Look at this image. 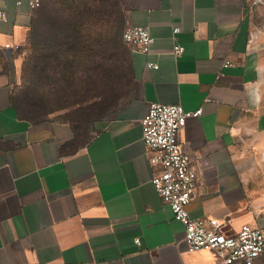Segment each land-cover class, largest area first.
<instances>
[{"label": "crops", "instance_id": "crops-1", "mask_svg": "<svg viewBox=\"0 0 264 264\" xmlns=\"http://www.w3.org/2000/svg\"><path fill=\"white\" fill-rule=\"evenodd\" d=\"M119 1L126 26L147 28L153 43L129 50L126 96L84 133L20 115L21 53L3 46L29 42L37 11L0 0V264H224L188 251L152 184L142 120L153 102L203 109L180 136L205 164L191 217L264 230V0Z\"/></svg>", "mask_w": 264, "mask_h": 264}, {"label": "rangeland", "instance_id": "rangeland-1", "mask_svg": "<svg viewBox=\"0 0 264 264\" xmlns=\"http://www.w3.org/2000/svg\"><path fill=\"white\" fill-rule=\"evenodd\" d=\"M41 2L35 32L46 43L32 37L20 50L17 104L35 121H63L87 133L128 92L124 11L119 0H77L80 11L64 0Z\"/></svg>", "mask_w": 264, "mask_h": 264}, {"label": "built area", "instance_id": "built-area-1", "mask_svg": "<svg viewBox=\"0 0 264 264\" xmlns=\"http://www.w3.org/2000/svg\"><path fill=\"white\" fill-rule=\"evenodd\" d=\"M32 10L41 6V0H27ZM261 0H254V4ZM0 20H7L5 11L0 10ZM179 29H174L177 34ZM251 33L248 46L255 42ZM123 41L132 52L147 54L153 43L149 30L142 26H126ZM6 49L21 50L20 45L6 43ZM184 47L176 44L175 56L183 54ZM231 62H226V66ZM149 67L158 69L159 65L149 63ZM203 109L186 110L182 105L153 102L149 105L142 120L143 141L149 155L150 164L156 168L152 184L174 215V219L185 227V242L189 252L211 251L224 264L241 261L245 264L254 262L264 255V230L258 226L244 224L235 233L225 230L222 223L192 218L188 207L201 184V169L205 165L199 157L190 160L183 151L180 136L183 126L190 118H198ZM201 164V165H200ZM200 165V166H199ZM136 243L140 240L137 238Z\"/></svg>", "mask_w": 264, "mask_h": 264}, {"label": "trees", "instance_id": "trees-1", "mask_svg": "<svg viewBox=\"0 0 264 264\" xmlns=\"http://www.w3.org/2000/svg\"><path fill=\"white\" fill-rule=\"evenodd\" d=\"M65 1V3L67 2V4H68V6H67V8H71L70 9V11L71 10H77V11H80L78 8H77V4H76V2H77V0H64ZM71 5H70V4ZM64 4V3H63ZM41 5H42V2H41ZM41 7V6H40ZM39 9V8H38ZM37 9V10H38ZM36 10V11H37ZM66 10V9H65ZM45 11L46 10H43L42 11V14H44L45 13ZM36 17H37V12H36ZM35 26H36V21H35V24H34V27H33V30H32V34H31V36H30V39L33 37L34 38V40H36V42L38 41V43L40 42V39L39 40H37L38 39V36L36 35V30H35ZM66 35V34H65ZM39 38H41L40 36H39ZM68 38H69V36H68ZM54 39H57V37L56 38H54ZM46 42H45V38H41V42H40V45L41 44H45ZM128 49H129V47H128ZM60 50H62V45L60 46V49H59V51ZM130 50V49H129ZM129 53H130V51H129ZM14 103L16 104V106L18 107V110H19V112H20V115L23 117V118H25V119H27V120H31V121H35V119H33L31 116H29V115H26V114H24L22 111H21V109H20V107H19V105L17 104V100H16V97H14ZM38 121V120H37Z\"/></svg>", "mask_w": 264, "mask_h": 264}]
</instances>
